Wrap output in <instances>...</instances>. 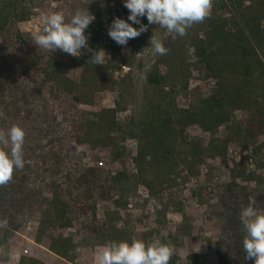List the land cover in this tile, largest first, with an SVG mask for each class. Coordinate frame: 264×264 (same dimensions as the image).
<instances>
[{
  "label": "rangeland",
  "instance_id": "374dc122",
  "mask_svg": "<svg viewBox=\"0 0 264 264\" xmlns=\"http://www.w3.org/2000/svg\"><path fill=\"white\" fill-rule=\"evenodd\" d=\"M215 1L217 0L213 3ZM240 1L243 8H252L251 10L256 12L264 9V0ZM78 7H88L95 17L89 25L92 31L88 29L89 27L85 30V35L89 37V48L93 51L102 48L108 56L105 57L103 68L96 70L92 104H87L80 98L81 93L86 91L82 84L84 65L81 61L76 65L72 64L70 59L74 57L59 49L55 52L47 50L49 57L54 58L59 65L58 74L50 69L51 84L40 75L36 83L29 86L30 91L33 87L39 89V94L34 91L31 93L36 113L35 118L31 120L37 119V123L34 134L25 135L28 142L24 144H28L23 145L24 168L17 169V176L27 175L29 179L25 187L33 192L32 196L37 198L40 192L49 201L52 200L49 188L55 178L57 164L52 160V148L55 147L49 145L52 136H67L61 148L63 163L58 175L59 180H63L68 173L75 176L87 168H94L101 174L112 177L117 172L134 174L130 170V159L132 142L136 141L127 135L124 137L126 154L121 159L115 160L110 151L102 146L83 145L78 147L75 154H69L71 144L68 143L72 141L67 134L73 121L95 120L94 116L107 108L116 109L117 123L131 127L132 119L139 115L144 105L145 94L150 93L146 78L157 62H162L168 57L171 63L162 66L161 72L171 73L177 80L179 77L188 80L186 92L180 91L179 82L176 81L177 109L195 104L198 99L208 96L214 88L213 81L208 80L205 73L195 66L192 51L189 49L191 40L197 35H202L200 31L204 28V21L194 24L187 30V34L181 37L169 34L166 29L158 25H148L147 17L144 16L140 19L141 23L148 25L147 31L138 38L129 40L126 46H121L110 38L108 30L115 18L128 19L130 13L124 6V0H0V16H10L11 27L14 15L26 16L24 21L16 25L22 43L13 42L6 33L0 34V58H8L11 62L14 61V64L23 61L27 50L37 47L33 37L41 32L44 15L63 12L67 22ZM218 19L230 20L231 16L229 13L222 16L218 13ZM133 26L139 28L137 24ZM260 28L264 32V19ZM153 33L169 49L166 55L152 54L150 37ZM261 35L264 36V33ZM81 52L80 58L92 55L87 50ZM12 70L13 74L19 73L17 67ZM86 77L88 78L89 75H85ZM74 97L80 98L81 102L76 103ZM243 119V112L237 111L233 114L234 121L241 122ZM51 125L57 127L55 135L48 130ZM228 134L230 132L224 127L213 136L204 134L197 127H190L186 132L189 140L197 139L203 146H207L211 141L223 139ZM243 145L244 140L228 149L224 161L205 159L194 175H190L185 167L180 166L172 171L164 191L148 200L137 193V188L123 193L112 190L103 198H99L95 192L96 203L88 204L89 213L81 216L78 215L79 213L69 215L68 218L77 219L67 227L64 225L67 217L63 220L55 216H51L50 219L45 218L49 207L47 203L40 210H32V213L29 211L27 214L25 211L26 220L22 227L11 240L0 247V264H17L22 256L33 258L43 264H95V254L104 244L94 240L86 228L94 220L97 224L101 223L105 215L111 212L119 214L115 224L118 229L126 232L128 239L136 238L146 243L159 239L162 243L171 244L176 252L175 264H217L214 249L219 239V221L213 217L212 211L216 210L220 201L230 199L235 190L234 184L249 190H264V183L261 185L248 183L241 175L242 172L247 174L249 167L246 162L251 155L254 159L255 175L264 179V137L248 141ZM258 147L261 151L255 155L254 151ZM28 166L30 168H27ZM120 197L123 198L126 206L117 209L115 202L119 201ZM130 197L136 200L132 211L127 207ZM31 201L34 202L33 197ZM176 202H180L181 206L175 207ZM41 222L44 223L45 238L48 241L49 238L70 241L72 250L68 253L67 260L57 257L35 243ZM178 228L185 229L186 234L184 235L183 231L179 232ZM181 236L182 239L179 240Z\"/></svg>",
  "mask_w": 264,
  "mask_h": 264
},
{
  "label": "trees",
  "instance_id": "16d2710c",
  "mask_svg": "<svg viewBox=\"0 0 264 264\" xmlns=\"http://www.w3.org/2000/svg\"><path fill=\"white\" fill-rule=\"evenodd\" d=\"M251 9L243 8L240 0L215 1L210 17L204 20V28L200 31L202 35H197L191 40L189 49L192 51L195 66L214 83V88L208 96L198 99L187 108L177 109L176 81L179 82L180 91L186 92L188 80L183 77L177 80L171 73L163 74L161 67L171 63V60L165 57L147 74L146 85L150 93L145 94L144 105L139 115L132 119L131 127H124L116 122L115 108L101 110L94 116L95 120L73 121L67 134L72 141L68 143L71 144L69 154H75L78 147L83 145L102 146L110 151L113 159H121L126 154L124 137L127 135L136 141V152L131 157L136 173L117 172L112 177L103 175L94 168H87L75 176L68 173L63 180H59L58 175L63 163L61 148L67 139L65 135L52 136L49 143L51 147H55L52 148V160L57 163L55 178L49 188L51 201L40 192L37 198L32 196L33 192L25 187L29 177L17 176L15 169L12 180L7 185L0 186V223L7 220V225L0 227V247L11 240L22 227L26 220L25 211L27 214L29 211L32 213V210H40L47 203L49 207L45 218L55 216L63 220L67 217L64 224L67 227L77 219L68 218L69 215L79 213L81 216L89 213L88 204L96 203L95 192L99 198H103L112 190L123 193L143 185L150 198H153L164 191L172 171L180 166L185 167L190 175H194L205 159L224 161L228 149L232 146L242 143L243 140L246 145L248 141L264 137V36L261 35L264 32L260 28L264 9L257 12ZM218 13L221 16L229 13L231 19L219 20ZM13 17L11 27L10 16H0V34L6 33L13 42L22 43L16 25L24 21L26 16L19 14ZM88 29L92 31V27ZM90 57L91 55H85L70 59L74 65L79 61L84 65L82 84L86 91L81 93L80 98L87 104L93 103L92 89L96 84V70L103 68L102 65L88 62ZM15 63L8 58H0V130L7 133L12 125H19L25 133L32 136L37 119L31 120L36 116L31 93L34 91L39 94V89L33 87L30 91L29 86L34 85L40 75L51 84L50 69L58 74L59 65L54 58L49 57L46 49L39 46L29 48L23 61ZM13 67L19 69L18 74H13ZM87 74L89 77L85 78ZM80 98L73 99L78 103L81 102ZM237 111L244 114L241 122L233 120V114ZM190 127H197L210 136L224 127L230 134L203 146L197 139L189 140L186 132ZM48 130L55 135L57 127L51 125ZM25 142H28V139H25ZM259 151L261 148H256L255 155ZM241 175L248 183H264V179L257 177L254 172H242ZM234 188L230 199L220 201L216 210L212 211L213 217L219 221V239L215 244L214 254L217 264H254L253 259H245L246 253L242 248L245 231L239 213L250 204L258 211H264V190H249L235 184ZM32 197L34 202L31 201ZM115 206L118 209L125 207L126 203L120 197ZM180 206V202L175 203V207ZM118 216L117 212H111L106 214L104 221L99 224L95 223V220L92 221L86 228L87 232L94 240L103 244L110 241L131 242L126 232L117 228L115 223ZM44 223L39 225L35 243L67 260L72 244L69 240L49 238L48 241L45 238ZM178 231L186 234L185 229L178 228ZM181 239L182 236L179 240ZM175 262L176 252L173 253L169 264ZM17 264L43 263L22 256Z\"/></svg>",
  "mask_w": 264,
  "mask_h": 264
},
{
  "label": "clouds",
  "instance_id": "9594fccd",
  "mask_svg": "<svg viewBox=\"0 0 264 264\" xmlns=\"http://www.w3.org/2000/svg\"><path fill=\"white\" fill-rule=\"evenodd\" d=\"M214 0H124L129 10L127 20L115 18L108 35L118 45L126 46L131 39L138 38L147 31L148 25H158L169 34L181 37L194 24L202 23L210 17ZM147 17L148 25L141 23ZM94 15L87 8H77L66 22L63 12H52L43 16V28L33 37L36 46L55 52H63L79 57L81 50L92 55L88 62L103 65L108 56L104 49L93 51L88 46L89 37L85 30L94 21ZM131 21L132 23H129ZM133 24L139 25V28ZM153 55H166L169 51L154 33L150 37ZM139 54V53H137ZM25 131L19 125H12L5 133L0 130V186L7 185L13 178L15 169L24 168L23 145ZM245 236L242 241L245 259H253L254 264H264V211H258L251 204L240 214ZM7 220L0 223L6 226ZM174 248L159 239L144 242L133 238L128 241H110L100 247L95 254V264H169Z\"/></svg>",
  "mask_w": 264,
  "mask_h": 264
},
{
  "label": "built area",
  "instance_id": "2783aa9c",
  "mask_svg": "<svg viewBox=\"0 0 264 264\" xmlns=\"http://www.w3.org/2000/svg\"><path fill=\"white\" fill-rule=\"evenodd\" d=\"M135 152H136V142H132L131 155L133 156L135 154ZM246 164H247V167H249V169L247 170V173H250V172L256 173L255 166H254V159L251 155L248 156ZM130 170L132 173H136V169H135V166L132 162V159H130ZM137 193H139L146 200L151 199L149 196L148 190L143 185L137 186ZM135 201L136 200L133 197H130L128 199L127 207L129 209V211L133 210Z\"/></svg>",
  "mask_w": 264,
  "mask_h": 264
}]
</instances>
